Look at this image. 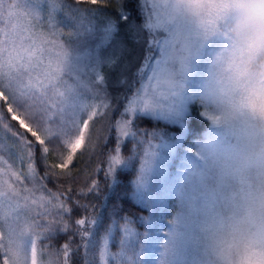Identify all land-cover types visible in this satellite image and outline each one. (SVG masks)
<instances>
[{
  "label": "snow or ice",
  "instance_id": "1",
  "mask_svg": "<svg viewBox=\"0 0 264 264\" xmlns=\"http://www.w3.org/2000/svg\"><path fill=\"white\" fill-rule=\"evenodd\" d=\"M103 2L75 0L69 6L70 18L75 21L70 25L76 39L73 44L49 39L61 26L56 16L64 4L57 0H0V100L5 102L11 119L18 120L35 141L19 132L2 113L0 126L6 136L11 134L13 145H23L28 167L36 174L37 151L46 158L50 153L63 155L61 149L70 148L72 154L53 165L68 169L85 140L79 130L81 124L87 129L89 121H106L107 139L112 140L114 134V154H109L107 168L101 169L105 179L115 184L117 173L131 168L139 158L136 177L131 181V199L160 215L141 217L143 232L132 227L133 221L126 217L121 225L111 220L101 241L96 242L101 223L97 217L77 218L71 224L75 208L70 197L59 194L42 202L44 197L38 200L22 195L3 178L11 175L20 180L9 165L8 172L0 169V241L5 228L8 232L7 242L0 243L4 264H38L37 241L51 255L59 257L62 253L63 264H70L76 252L87 255L93 247L97 248L98 260L94 252L93 259L85 264H186L180 231L186 227V218L203 214L213 225L232 219L241 195L261 178L250 171L249 153L255 145L264 144V127L253 123L243 106L236 103L242 71L225 0H152L151 4L149 0H131L130 4H121L115 18L107 17L97 25L91 20L85 23L87 18L81 15V9ZM200 9H206L207 15L201 16ZM46 10L48 29L36 31L37 24L45 23ZM84 11L91 15L96 10ZM85 38L92 41V51L81 45ZM43 44L59 51L43 79L37 80L34 73L40 58L33 48ZM204 65L208 66L206 74ZM195 102L199 103L196 116L202 122L210 121L213 129L204 141L185 150L180 175L170 179L167 166L177 155L183 136L141 132L136 121L149 118L184 129L189 106ZM83 114L87 119H79ZM126 144L133 145L127 159L122 155ZM5 163L0 156V164ZM236 175L241 177L238 191L229 182ZM98 189L94 181L82 190L81 198ZM229 190L233 192L231 197ZM173 192L180 197V210L175 225L162 237L165 202ZM75 207H84L87 213V206L79 201ZM16 224L24 228L17 231ZM69 232L73 239L79 237L76 250L72 239L57 248L55 241ZM164 238L163 247L170 249V255L165 253L160 261L157 250ZM203 239L207 242V259L198 264H216L218 244L212 228L205 229Z\"/></svg>",
  "mask_w": 264,
  "mask_h": 264
},
{
  "label": "rangeland",
  "instance_id": "2",
  "mask_svg": "<svg viewBox=\"0 0 264 264\" xmlns=\"http://www.w3.org/2000/svg\"><path fill=\"white\" fill-rule=\"evenodd\" d=\"M41 2L43 3L45 2V0H41ZM52 2L53 0H47V3H52ZM57 2L64 4L65 8L63 9V11L58 12L56 16L57 20L61 22V26L56 30L57 32L56 36L49 37V39L57 40V41L62 40L64 42L72 41L73 44H75L76 39L74 36H72V38L70 39L66 38V36L70 35L72 31L70 25L72 23H75V21L70 18L71 13L69 10V6L74 5L75 2L72 3L71 0H68V1L57 0ZM157 2L162 3V0H157ZM151 3H152V0H149V4ZM81 15L87 18L85 23H87L88 20H91L93 25H97L98 23H100V21H98L94 16L89 15L87 12H85L83 8L81 9ZM44 16H45V23L43 25L37 24V28L35 29L36 31H47L48 29L47 18L48 17L47 15H44ZM81 45L85 46L88 51H92V48H91L92 41L91 40L85 38L81 41ZM96 50L98 51V47ZM58 51L59 50L51 44H43V45H40L38 48H33V52L35 56L40 58L39 68L37 69V73H34V76L37 78V80L43 79L44 71H47L50 61L51 62L55 61ZM207 67H208L207 65L202 66V71L204 72V74L207 73ZM109 91L111 92L112 89H109ZM198 108H199L198 102H195L189 106V115L186 118V126L184 129H181L180 131L177 130V128H179L178 126L167 125L162 121L161 122L164 123V125L171 127L170 133H168L163 128L148 130L147 128H142L136 125L137 128L141 132L159 131V132H166L168 133V135H177V136L182 135L183 136V139L181 141V147L180 149H178L177 155L172 158V160L169 162L167 166L168 176L170 179H174L178 175H180V163H181L182 156L185 154V150L189 147H192L197 142L204 141L207 138L209 131L213 129V125L211 124L210 121L205 120L202 122L200 118L196 116V111L198 110ZM0 113L6 116L3 112L0 111ZM8 115L9 116H6L7 121H9L11 125L15 126V128L18 129L19 132L24 133V135L28 136L30 139L32 137L31 133L26 132L24 128H21L18 120H12L10 113H8ZM191 115L195 116V119H199L200 123L203 126L202 129H200V131H198L195 134L189 132L190 128L188 126V119L191 118ZM79 119L81 120L87 119V115L83 114L81 117H79ZM93 124L95 125L94 127H92ZM89 125L90 127L85 129L83 128L81 124L79 130L83 131L85 135V140L86 138H88V140L93 142L95 146L98 140L101 141L104 137L107 136L106 131H104V129L107 128L106 126L107 122L104 120H100L98 122L89 121ZM218 127L219 126H217V129ZM10 136H11L10 133H8L6 136L4 130L2 129V126H0V156H2L5 161H7V163L5 164H0V169H4L5 172H8L9 165H11V171H16L20 175V180L17 181L16 178L12 177L11 175H3V178L8 179L11 183H13V185L16 186L21 191L22 195L29 196L30 198L34 197L39 200L40 197H44V201L42 202H47L49 198L57 196L55 194H51L47 192V190L44 188L45 186L44 182L38 178L37 170H36V174H33L30 170L26 176L22 177V175H25V174H22V171L19 170L21 169V162L18 160L17 161L14 160V156L16 155V149L13 147L14 145L12 143V138H9ZM31 139L32 141H35V137H32ZM85 140H84V143H85ZM71 142L72 143L75 142V137L72 138ZM15 147L23 155V159H26L24 157V154L27 153L26 150H23V151L21 150L23 149V145L15 146ZM132 147H133L132 144H126L124 146L122 155L124 156L125 159L129 155H131L130 149ZM61 150L63 152V155L66 157L67 155L72 154L70 148H62ZM139 163H140L139 158H137L134 161V164L136 166V172H137V169L139 168ZM135 177H136V173H135L134 179ZM240 179L241 177L239 175H236L234 179H230L229 181L232 185H234L236 191H238L239 188L242 186L240 183ZM25 189H27L28 191H25ZM228 195L229 197L233 195L232 190H229ZM21 203H23V201H21ZM165 203H166L167 211L163 215V219H162V224L164 225L161 231L162 237H163V233L167 232L168 229L174 226L176 223V216L180 210V197L177 195L176 192H173L171 195H169ZM144 209H147V208H144ZM147 210H148V215H143L141 217H147L149 215L158 217L160 215L159 213L150 212L149 209ZM31 216L34 217L35 213L34 212L31 213ZM116 218L117 219H113V220H115L118 225H121L123 223V220H121L123 217L116 216ZM128 219L133 221L131 225L132 227L136 228L140 232L144 231L143 226L139 222L140 218L136 219V217H131ZM40 222L44 223L46 221L41 220ZM184 224L186 225V227H181L180 229L181 234H182L181 239L183 241V245L185 249L183 253V259L186 262V264H198V262L207 259V256L205 255L207 242L203 239V237L205 235V229L212 228L213 224L210 220L204 217L203 214L189 216L184 221ZM14 227H16L17 231H19L20 229L24 228V225L16 224L14 225ZM39 231L41 230L34 229V232H39ZM4 233H5L4 239L3 241H0V243L7 242V239H8L7 228L4 229ZM119 239H120V236H119V233H117L116 240L118 241ZM165 241H166V238L160 241L161 247H158V250H157V258L160 261H163L165 259V255H164L165 253L170 255V249H166L163 247V245L165 244ZM37 248H38V264H58V262L56 261L52 262L50 261V259H43L42 253L39 250L38 241H37ZM4 259L5 257L3 256L2 253H0V264L4 263Z\"/></svg>",
  "mask_w": 264,
  "mask_h": 264
},
{
  "label": "trees",
  "instance_id": "3",
  "mask_svg": "<svg viewBox=\"0 0 264 264\" xmlns=\"http://www.w3.org/2000/svg\"><path fill=\"white\" fill-rule=\"evenodd\" d=\"M71 2L74 3L75 0H71ZM122 3L130 4L131 0H104L103 3L97 5H85L83 9H95L96 11L92 12L91 15L102 22L107 17L115 18ZM44 15H47V10ZM121 35H123V33H121ZM66 38L70 39L72 35H67ZM0 105H4L3 108H0V111L6 116H9L7 106L3 100H0ZM136 125L147 128L148 130L163 128L168 133L171 132L170 126L164 125L161 121H155L149 118L138 119ZM188 126L191 130H189V132L194 134L203 127L199 119H195V116L192 115L191 118L188 119ZM177 130L180 131L181 129L177 128ZM104 131H106V135L108 136L107 128H105ZM112 135V140H108L106 136L101 141L98 140L95 146L93 142L86 138L85 143H83L73 155L72 164L68 166V169L62 170L61 168L53 167L54 164L66 160V156L64 155L50 153L45 158L42 153L37 151L35 156V168L38 173V178L44 182V188L47 192L55 195L63 194L64 197L71 198V205L75 208L70 221L71 224H74L77 218L82 217L95 216L100 220V226L96 230V242L101 241L104 229L108 227L111 220L117 219L116 216H122L123 218L136 217V219H139L143 215H148L147 209H144L131 199V181L134 179L136 173L135 164L127 170L119 171L115 184H112L110 180H106L101 171L102 168H107L109 154H113L114 134ZM15 146L16 145L13 146L16 149L14 160L21 162V169L19 170L22 171V174H25L22 175V177H24L30 171L28 167V156L27 153H25L24 157L26 159H23V155ZM37 149H39L38 144ZM49 169H51V171H49ZM94 181L99 185L98 191L92 195H87L86 198H81L82 190L86 191V187L91 185ZM69 189H71V191H69ZM77 201H79L80 205L87 206V213H85L84 207H75ZM70 239H72V248L73 251H75L76 245L80 241L79 237L73 239L71 237V232L62 235L55 241V245L58 248L61 243ZM38 245L43 259H50L52 262L56 261L58 264H63L64 257L62 253L57 257L51 255L48 248H43L39 241ZM94 252L97 253L96 259L98 260L97 248L93 247L87 255L84 251L76 252L70 264H85V261H91L93 259L92 253Z\"/></svg>",
  "mask_w": 264,
  "mask_h": 264
},
{
  "label": "clouds",
  "instance_id": "4",
  "mask_svg": "<svg viewBox=\"0 0 264 264\" xmlns=\"http://www.w3.org/2000/svg\"><path fill=\"white\" fill-rule=\"evenodd\" d=\"M225 3L242 71L236 103L243 106L253 123L264 127V0ZM186 11L194 15L192 10ZM198 11L201 16L207 15L206 9ZM249 165L253 175L261 178L241 195L232 219L213 225L218 244L216 264H264V144L250 151Z\"/></svg>",
  "mask_w": 264,
  "mask_h": 264
}]
</instances>
